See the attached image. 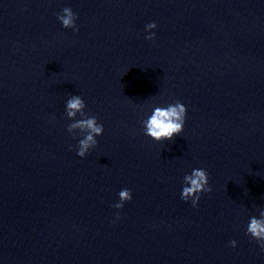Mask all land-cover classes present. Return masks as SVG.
Here are the masks:
<instances>
[{
  "label": "clouds",
  "instance_id": "9594fccd",
  "mask_svg": "<svg viewBox=\"0 0 264 264\" xmlns=\"http://www.w3.org/2000/svg\"><path fill=\"white\" fill-rule=\"evenodd\" d=\"M57 19L66 29L79 31L76 25L78 19L76 13L70 7H65L62 14L57 15ZM157 27L155 22H150L145 26V31L149 34L145 37L147 40L155 39V32L152 30ZM86 104L84 99L79 95H72L66 103V115L73 122L67 125V131L75 135L76 130L83 135L77 146V155L81 158L93 150L97 145V137L104 132V126L98 122L95 116H88L85 113ZM187 108L177 100L167 107L157 106L151 115L142 121L145 135L149 136L157 142L171 141L177 135L183 132ZM81 117L77 119V115ZM185 186L182 189L181 199L185 202L191 200L192 206L196 207L201 199V195L211 192L209 186V174L206 169L195 168L191 174L184 176ZM119 202L112 206L116 209H122L125 202L132 200V192L130 189H122L119 192ZM119 218V216H117ZM246 234L250 235L254 240L260 243V247L264 249V209L259 210V218L252 216L247 225ZM232 247H236L235 240L230 241Z\"/></svg>",
  "mask_w": 264,
  "mask_h": 264
}]
</instances>
